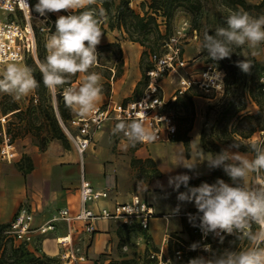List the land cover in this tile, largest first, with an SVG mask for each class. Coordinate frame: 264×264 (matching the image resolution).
Segmentation results:
<instances>
[{
	"label": "rangeland",
	"instance_id": "rangeland-1",
	"mask_svg": "<svg viewBox=\"0 0 264 264\" xmlns=\"http://www.w3.org/2000/svg\"><path fill=\"white\" fill-rule=\"evenodd\" d=\"M248 1L257 4L264 0ZM32 2L35 4L36 0H32ZM151 2L152 0H134L132 3L130 2V7L143 15L144 11L149 8ZM201 3L204 13L202 14V23L199 30L193 26L192 15L186 8L180 7L177 9L173 17L168 21H165L162 15L157 16L158 23H160V28L163 30L166 40L172 35L180 36L182 47L181 57L188 62L186 67L180 70L182 73H197L207 66L218 68L219 66L217 63H227L226 59L208 62L209 58L206 56V53L199 51L200 42L205 32L214 31L216 27L223 26L225 22V20H220L219 15L224 11V8L219 5L218 0H201ZM118 4L119 1L117 0L113 7H111L112 12L109 14L103 9L100 2L86 0V7L95 8L97 11L101 8L104 10V15L101 18V31L103 34L100 43L97 45V50L101 57L97 65L90 69V71L95 70L102 73V94L109 95L111 91H113L112 93L116 99L127 101L139 98L146 90L149 82L146 71L153 63L151 54L157 53L164 55L168 52V47L165 46L166 40L161 41L159 39L156 25L152 21L148 22V28L145 33H135L134 39L138 41L131 40L124 30H120L116 27V5ZM263 10L264 8H262V11ZM257 13L258 11L254 10V14L256 15ZM55 14L60 15L66 13L64 10H61L59 13ZM131 21L134 20L131 19ZM111 24L114 25L112 29L110 28ZM107 34H109V36H106ZM36 39L37 59L28 58L23 61V63L39 69V62L43 61L46 56V48L44 46L46 35L37 34ZM162 42H164L163 45H161ZM151 46L153 49L150 48ZM235 51L236 52H233L230 56L234 61V73L228 74L227 70L224 69L225 76L228 74L230 78V85H225L224 92L215 95V93L206 94L198 89H192L197 95L209 98L208 100L202 99V101L205 102V106L200 119L203 124L202 128L205 143L213 152H219L222 148H225V146H229L224 142H228L229 144L233 141L238 142L241 145L240 150H249L250 144L264 142V129H261L264 126V84L261 82L264 76V61L261 62L257 56L260 53H264V45L260 44L257 46L255 55H253L251 50L247 49V47L242 48L241 60L248 59L251 63V59L254 58L258 62V67L255 68L254 66L253 68L251 64V68L247 72L242 71L238 67L236 62L239 60L240 56L238 55L239 51L237 49H235ZM3 66L4 64L1 65L0 69H2ZM253 69L254 72L252 71ZM84 75V73H77L71 76L65 85H61L57 88L55 93L48 90L43 105H48L50 110L54 113L55 105H58L59 101L62 100V89L68 86L78 87L83 82ZM160 82L165 90V98L168 100L165 110L175 116L178 129L180 127L184 130L189 121H183L182 117L190 112H185L182 103H175L171 100L177 87V76L173 73L165 74L161 77ZM186 94L187 92L183 94L184 97ZM60 95L62 96L60 97ZM254 97H256L258 102ZM42 100V97L37 94L35 89L19 100H14L6 93H0V129L4 126L7 132L11 133L12 140L18 151L17 158L13 162L8 163L0 158V165H17L26 172L25 168L27 166V161L25 160V156L27 155L26 148L28 146L42 153L45 152L52 143L57 142L59 143V159L61 157H67V159L70 160L71 157L75 156L77 157L79 166L82 164L86 166V162L88 164L92 159L115 164L114 168L110 165L108 166V168H111L108 172L114 175L116 179L121 175L117 171L118 167L122 168L124 171L128 169V181L134 180V176L140 180H147L154 174L155 170L147 163H145L144 166L137 162L135 163L134 159H136V157L133 155H130L129 159H121L119 157L116 148L119 134H114L112 130H109L110 127L106 124L103 128H107L106 133L111 139V144L105 147L104 151L101 152L99 147L105 144V138L97 134L95 136L94 149H89L85 153L84 159H81V156L68 137L64 136L62 140L51 138V132L54 126H50V122L39 109L33 111V108H29L36 106ZM15 106L24 109V114H22V117L25 118L24 120H20L19 117L13 114L14 111H12V108ZM253 129L255 131L251 134L250 140L246 139L245 137H247ZM43 138H49V142L46 144L45 149H42L40 144ZM167 143L168 142L164 143L166 146H163V149L160 150L168 158L166 166L172 168L175 161L173 162L170 159H172L171 156L177 152V149L173 145H168ZM150 148H153L152 150L157 152L158 146H150ZM174 156L176 157L178 155L176 154ZM60 161L61 160H59V166ZM155 165L157 168L156 163ZM161 174L162 172L160 171L159 176H161ZM91 176L93 175L91 174ZM121 176H123V174ZM200 178L201 177H194L189 183L198 186L201 183ZM68 179H71L69 175ZM74 183L76 184L71 187L65 181L61 187H63L65 191H68V194H75L78 190V177L75 178ZM126 192L127 191L124 189L121 191L118 188L113 189V200H121L119 198H123L127 194ZM109 223L108 230H110L111 234L104 241L105 248L103 251L95 256L92 255V257H88L87 255V259L77 262L78 264H109L112 260L122 259H127L130 262L129 264L156 263V258H154L152 263H147L148 259H153L150 255L157 252V249H159L153 245L151 236L147 237L144 235L142 238L137 229L123 227L119 221L111 220ZM193 230L194 226L192 225L190 230L191 239L188 243L199 241ZM234 243L235 241L231 237L224 238L223 242H221L219 238L212 239L213 249H223ZM54 245L56 250H58L56 253L41 252L39 247L36 249L30 247L31 252L24 253L22 256H20V252L11 254V250H9L8 255H11L12 260H14L16 264H38L40 261H46V263L52 264V261L56 259H59V262L65 264L61 257L63 253L61 244H58L56 240L54 241ZM168 245L170 249L166 250L165 255L171 257L173 264L180 260L175 254V250L179 248L182 250V258L183 256L184 258H186V256L191 258L200 254L208 255V253L203 252L202 248L192 251L190 248L186 247V243L184 246L175 240L169 239ZM73 246L76 248L75 245ZM71 264H75V262Z\"/></svg>",
	"mask_w": 264,
	"mask_h": 264
},
{
	"label": "clouds",
	"instance_id": "clouds-1",
	"mask_svg": "<svg viewBox=\"0 0 264 264\" xmlns=\"http://www.w3.org/2000/svg\"><path fill=\"white\" fill-rule=\"evenodd\" d=\"M33 7L45 18L49 13L66 10V14L55 19L54 30L46 27V56L38 64L44 86L54 92L71 76L84 73L83 82L78 87H64L62 95L73 112L80 115L92 112L103 90L102 73L90 69L101 57L97 45L103 34L104 10L86 7V0H36ZM226 25L206 31L200 42L199 51L211 60L230 57L235 49L244 47L255 55L257 46L264 43V14L253 16L245 10H234L226 17ZM236 63L242 71L251 68L248 59ZM39 83L34 69L15 58L7 60L0 69V93L14 100L31 93ZM112 131L122 132L133 144L153 135L142 120L135 118L118 120ZM240 148V143L235 141L219 152H206L198 145L173 166L195 172L206 162L209 169L220 168L230 178V181L217 178L213 183L203 181L194 186L189 183L193 178L189 172L168 177V186L177 191L179 202L174 208L169 207V216L178 215L185 202L193 203L197 212L189 213L188 218L200 229L202 239L213 235L223 242L225 234L236 238L234 244L223 249L193 242L190 250L202 248L208 255L191 257L186 264H264V142L249 145L254 153L251 157L241 153ZM193 156L195 162H191ZM181 186L184 191H180ZM166 264H173L172 259Z\"/></svg>",
	"mask_w": 264,
	"mask_h": 264
},
{
	"label": "built area",
	"instance_id": "built-area-1",
	"mask_svg": "<svg viewBox=\"0 0 264 264\" xmlns=\"http://www.w3.org/2000/svg\"><path fill=\"white\" fill-rule=\"evenodd\" d=\"M133 1L131 0V3ZM64 11L66 13V10ZM57 16L55 13H49L47 18L40 16L33 10L30 0H0V67L13 58L21 62L29 57L37 59L36 36L37 34L46 35V27L53 29ZM165 46L168 47L166 54H151L153 63L147 71L149 82L139 98L127 101L118 100L111 92L102 104L95 106L92 112L86 115L73 114L67 121L59 116L57 104L55 105L59 122L81 159L94 145L96 134L107 122H112L114 127L118 120L130 118L142 120L153 135L136 142L135 145L138 146L147 147L153 143H166L174 140L177 134V123L175 116L165 110L168 100L165 98V90L160 82L165 74L173 73L177 76V87L171 98L172 101L191 89H198L206 94L215 93V95L225 91L223 69L207 66L197 73L180 72L188 62L181 57L182 47L179 35L169 36ZM261 82L264 84V76ZM119 136L128 140L122 132ZM17 155L18 151L12 135L3 126L0 129V158L13 162ZM111 189V186L95 187L85 168L82 167L78 187L80 207L76 212H72L69 207L65 206L60 208L57 214L45 224L34 226L32 210L27 202H23L9 222L6 233L16 242L36 249L39 244L37 237L56 230L58 221H64L70 232L74 229L75 223H81L87 233L94 234L97 232L96 224L100 220L119 221L121 225L126 226L138 224L142 230L148 231L151 219L158 214L153 206L139 195H134L130 201L116 202L112 206L101 205L97 208L92 206L108 199ZM194 232L203 243H208V237L206 240L202 239V233L198 227L194 228ZM67 237L70 239L61 241L62 238ZM57 243L63 248L61 257L65 264L73 262L78 264L77 262L87 259L85 253H81L79 248L73 246L71 234L58 237ZM175 254L179 259L182 258L180 248L175 250ZM150 256L153 259L156 258L155 264H166V261L171 259L163 253V250L154 252Z\"/></svg>",
	"mask_w": 264,
	"mask_h": 264
},
{
	"label": "crops",
	"instance_id": "crops-1",
	"mask_svg": "<svg viewBox=\"0 0 264 264\" xmlns=\"http://www.w3.org/2000/svg\"><path fill=\"white\" fill-rule=\"evenodd\" d=\"M106 36H109V34ZM262 44L264 45V43ZM257 56L261 62L264 61V53H260ZM107 97L108 95L102 94L96 105L102 104ZM202 99L208 100L209 98L200 95L194 97L196 117L193 128L189 132L190 144L194 141L190 150L193 152L198 145L203 147V124L200 117L204 111L205 102L202 101ZM74 114L77 113L74 112ZM106 125L110 127L109 130L113 129L112 122H108ZM106 132L107 128H102L97 133L105 138V144L99 147L101 152L104 151L105 147L111 144V139ZM117 139L116 148L121 159H129L130 155L143 159L152 158L157 164V168L162 172L161 176L149 177L147 180H140L134 176V180L128 181V169L126 168L127 170L124 171L122 168L118 167V173L121 175L123 174V176L120 175L118 179H116L114 175L108 172V170L111 169L108 168V166L110 165L114 168L115 164L92 159L88 164L86 162V166L83 164L79 166L77 157L75 156L71 157L70 160H68L67 157H61L59 159V143L57 142L52 143L50 147L42 153L28 146L26 148V156L30 157L33 165V169L30 172H24V169L17 165H0V222H10L23 202H27L32 210L34 215V226H39L48 222L62 207H69L72 212H76L80 207L79 190H77L75 194H68V191H65L61 186L65 181L69 186H74V184H76L74 183L75 178L78 177L79 187L80 172L81 168L84 167L89 179L95 187L104 188L106 186H111L112 188L110 190V197L97 204H93V207L97 208L101 205L112 206L116 202L130 201L134 195H139L145 198L158 214L151 219L150 228L147 231V234L152 237L153 245L163 250V253H165L169 246V239L175 240L184 246L185 244L182 241L188 244V241L191 239L190 230L192 227L188 214L196 213L197 209L193 203L185 202L178 215L169 216V207L174 208L179 202L177 200V191L168 186V177L179 172H189L193 175V178L205 177L210 176L213 169H209L206 162L200 164L195 172L183 167L168 168L166 166L168 158L160 150L163 149V146H166L164 143H153L146 147L132 144L120 136H118ZM167 144L173 145L177 149L174 155L177 154L179 157L172 155V159H170L173 162L175 161L174 165L187 156L185 145L182 141L173 140ZM94 146L95 141L94 145L89 149L93 150ZM150 146H158L157 152L159 153L153 151V148H150ZM203 149L205 150L204 147ZM205 151L208 152L207 150ZM240 152L246 153L250 157L254 155L250 150H240ZM59 160H61L60 166ZM195 160L196 157L193 156L191 162H195ZM91 174L93 176H91ZM68 175L71 178L70 180L68 179ZM116 188L120 191L122 189L127 191V194L123 198H119L121 200H113L114 198H112V190ZM184 190V187L181 186L180 191ZM110 221H98L96 224L97 232L94 234L87 233L81 223H75L74 229L70 232L64 221H58L56 230L37 237L39 240V250L41 252L56 253L58 250H56L54 241H56L58 237L71 234L73 245L79 248L81 253H85L88 257H92V255L95 256L105 248L104 241L111 234L110 230H108ZM139 233L140 237L143 238L144 234L141 232ZM186 247L189 248V246Z\"/></svg>",
	"mask_w": 264,
	"mask_h": 264
},
{
	"label": "trees",
	"instance_id": "trees-1",
	"mask_svg": "<svg viewBox=\"0 0 264 264\" xmlns=\"http://www.w3.org/2000/svg\"><path fill=\"white\" fill-rule=\"evenodd\" d=\"M31 1V6L34 10V3ZM94 1V0H90ZM101 3L103 9L106 10L107 13L111 14L113 5L117 0H95ZM119 4L116 5V11H117V25L120 30H124L127 35L131 38V40L138 41L137 39H134L135 33H141L146 32L148 28V22L152 21L156 25V29L159 35V39L166 40L165 34H163V30L160 28V23H158L157 16H163L165 21L170 20L175 11L179 9L180 7L186 8L188 12L192 15V24L193 26L199 30L201 23H202V14L203 11V5L201 3V0H152L151 4L149 5V8L144 11V14L141 15L138 13L134 8L130 7L131 0H118ZM219 5H221L224 8V11L219 15L220 20H225L223 23V26L226 25V17L228 14L234 10H245L249 12L253 16H259L261 14H264V10L262 11V8H264V1L261 3L253 4L248 0H218ZM254 10L258 11V13L255 15ZM56 19V18H55ZM133 19L134 21H131ZM55 21V20H54ZM110 28H114V25L111 24ZM53 30H54V24H53ZM113 44V43H111ZM164 42L161 43L163 45ZM153 49V47H150ZM239 51L238 55L240 56L239 60H241V51L242 48H237ZM32 58V57H29ZM227 60V63H217L218 69H225L227 70V73H234L235 67L233 65V59L231 57L229 58H223ZM208 62H213V60L209 59ZM252 67L255 68L258 67V62L256 59H251ZM34 69V75L36 79L40 82L39 86L35 89L37 94H39L42 97V101L39 102L33 108V111L36 109H39L40 112L46 117V119L50 122V126H54L51 132V138L56 139H63L64 136L67 137L65 134L58 116L57 111L55 109L54 113L50 110V107L48 105H43V101L46 98V95L48 94V88L44 86L42 81V75L39 71V69H36L35 67L31 66ZM152 66H150L148 69H150ZM147 69V71H148ZM146 71V73H147ZM254 72V69L252 70ZM251 71V72H252ZM226 75L224 77L225 85H230V78L229 75ZM55 93V91H54ZM264 94V92H263ZM197 95V93L193 92L192 89L187 91L186 96H178L177 99L173 102L175 103H182L183 108H185V112L187 113L184 117H182L183 121H189L187 127H185L184 130H182L180 127L178 129L177 127V134L174 138L176 141H182L185 145L186 153L188 155L189 151L191 150L190 146V135L189 132L193 128V122L195 117V104H194V97ZM62 95H60L61 97ZM252 96V95H251ZM62 100L59 101V104L57 105V110L59 112V116L64 120L67 121L73 116V111L66 105L64 97H61ZM256 99V97H254ZM257 100V99H256ZM258 102V100H257ZM55 108V107H54ZM13 114L17 117H19L20 120H24L25 118L22 117V114H24V109L20 108L19 106H15L12 108ZM28 124V123H27ZM27 126V125H25ZM264 129V126L261 128ZM255 130L253 129L251 133L245 137L246 139H249L251 134ZM64 134V135H63ZM49 142V138H43L41 144L42 149H45L46 144ZM202 142L203 147L207 151H212V149L208 148V146L205 143L204 140V133L202 132ZM227 145H230L228 142H224ZM243 151H247V149H244ZM25 160L27 161L26 171L30 172L33 169V165L31 163V159L29 156H25ZM134 162L141 164L144 166L145 163H147L150 167H152L155 171L154 174L151 175V177H157L160 175V170L156 168L155 161L152 158H136L134 159ZM217 178H223L225 180L230 181V178L224 173V171L220 168L213 169L212 174L210 176H205L200 178V182L207 181L209 183H213L216 181ZM9 223H2L0 222V264H16L14 260H12L11 255H8L9 250H11V254L20 252V256H22L24 253H30V248L24 244V243H18L14 240L13 237H11L8 233H6V229L8 227ZM123 227L127 228H135L138 232L143 233L145 236H149L147 234V231H144L141 229V227L138 224H134L131 226L122 225ZM194 232V230H193ZM195 233V232H194ZM195 236L199 241L200 238L195 233ZM233 238L234 241L236 238L233 235H226L225 238ZM217 239L218 237H215L213 235H209L207 242L212 245V239ZM181 240V239H179ZM185 244V241H182ZM202 242V241H201ZM203 243V242H202ZM189 244V245H188ZM187 246H190L191 242L188 243ZM170 249V247H168ZM159 249H157V252ZM189 260V258L186 256V258H183L176 261L175 264H186V262ZM52 261V260H51ZM154 259H148L147 263H152ZM52 264H63L62 262H59V259L53 260ZM130 262L127 259L122 260H112L109 262V264H129ZM38 264H50L46 263V261H40Z\"/></svg>",
	"mask_w": 264,
	"mask_h": 264
},
{
	"label": "bare ground",
	"instance_id": "bare-ground-1",
	"mask_svg": "<svg viewBox=\"0 0 264 264\" xmlns=\"http://www.w3.org/2000/svg\"><path fill=\"white\" fill-rule=\"evenodd\" d=\"M68 239H70V237L62 238L61 241L68 240Z\"/></svg>",
	"mask_w": 264,
	"mask_h": 264
}]
</instances>
